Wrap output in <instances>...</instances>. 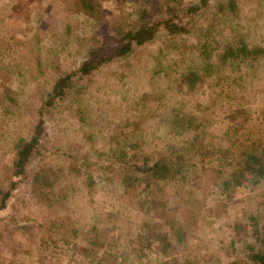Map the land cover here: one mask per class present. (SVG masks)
Segmentation results:
<instances>
[{
    "label": "rangeland",
    "instance_id": "1",
    "mask_svg": "<svg viewBox=\"0 0 264 264\" xmlns=\"http://www.w3.org/2000/svg\"><path fill=\"white\" fill-rule=\"evenodd\" d=\"M138 1H58L59 13L55 14L51 12L49 0H0V56L4 52L6 54L1 56L2 59L12 58L15 61V67H7L5 64L0 67V187L7 185L2 173L7 174V169L14 160L13 152L18 139L27 137L36 123V87L46 89L52 84L57 73L53 69L55 65L60 72L74 71L91 50L98 52L101 58L112 56L118 46L114 27L120 28L136 21L134 17L124 18V15L137 9ZM198 1L180 0L182 4H197ZM218 1L222 0H209L195 19L198 21L192 24L190 20V26H187V20L184 19L182 23L186 31L182 35L174 34L171 37L161 33L155 37V42L135 48L134 53L126 60L113 57L80 82L83 88L81 93L90 92L97 99L95 107L90 111V117L101 114L111 118L112 125L117 126H110L109 129L104 127L101 134H95L92 142L84 145L83 151L88 152L91 163L95 165L98 161L105 165L108 162L119 164L114 162L119 160V155L108 150L111 149L112 141L118 139L121 133H127L133 121L138 120L133 106L140 95H150L151 98L147 100L148 103L141 113L143 119L140 122V132L130 141L148 155L163 156L167 153V146L180 148L187 141L189 132L183 134L181 139L180 135L173 134L161 124V119L168 114L206 118L215 126L211 129L212 133L204 134L203 141L197 145V148H201L199 152H206L202 162L199 163L198 158L189 159L190 153L185 150L180 152V157L189 167L195 164V168L187 172L185 182L180 185L168 178L162 180L165 191L176 199L184 192L185 189L182 188L195 193L185 194V201L170 199V204L176 206V212L175 224L166 229L173 244L166 256L176 260L175 264H240L237 261L244 257L245 247L254 240L250 232L249 218L257 217L260 223L264 219V179L253 184V180L247 177L224 190L222 182L230 178V170L225 165L220 173H215L222 159H227L228 164L235 167L238 151L247 144L244 142L245 137L247 140L260 137L261 156L264 159V56L254 63V70L247 65L241 67L240 88L235 85L231 76L218 83L213 78L200 80L195 85L197 89H185L181 86L177 88L171 81L183 69L196 65L193 53L202 43L213 48L229 42L235 43V32L229 31L237 22L241 23L239 30L234 28L237 34H244L250 45L252 43L264 50V0H240L238 14L241 21L233 20L226 13L215 15L213 7ZM85 4L92 5V10L85 8ZM151 4L146 9L149 10L148 16L153 19L157 16L150 9ZM60 17L64 19L61 20ZM244 18L253 21L252 24ZM213 19L221 33L217 30L216 34L207 38H199V28L202 25L206 27ZM249 24L250 31L245 30ZM66 27L75 33L81 32L84 36L81 47L72 41L66 49L64 43L56 39ZM91 36H96L98 43L91 41ZM169 41L171 49H167L157 61L160 67L176 61L177 69L167 78L168 81L155 80L150 76L151 70L160 67L155 66L157 61L153 60L154 54L158 47ZM5 44H10L11 51H5ZM136 59L138 63L135 62ZM48 63L50 70L45 69ZM126 63L130 64V70L134 74L126 78V92L121 93L119 88L117 93H113L116 75ZM6 88L7 92L23 91L22 98L17 100V106L9 103ZM105 96L107 101H100ZM236 104H239L238 111L246 113L231 117V111ZM245 119L251 121V128L248 127L244 136L240 133L237 139L232 135L222 137L224 122H232V127H236ZM43 120L45 136H42L40 142L47 149L44 155L47 153L50 161L64 165L67 158L51 148L60 130L57 114L49 116L45 112ZM67 123L79 126L70 117ZM84 129L95 133L98 127L88 126ZM101 151L103 156H97ZM201 165L204 168H200ZM112 168L118 172L116 166ZM84 173L82 169L77 175L61 178L54 185L53 191L64 189L66 197L54 201L50 207L36 203L30 195L28 183L16 179L17 188L6 201L4 210L0 211V264H94L88 262V258L81 252L87 233L91 231L106 235L107 239L99 249V254L115 258L123 264L154 263L155 252L151 248H144L143 240L134 242L133 234L129 235L132 240L129 242L128 234L123 231V225L128 226L125 224L126 218L131 221L135 219L132 211L137 197H143L147 190L136 191L132 187L126 189L116 184L104 186L94 171L89 177L96 184L95 188H86ZM98 187L105 188L98 190ZM115 214H118V218ZM52 217L71 222L70 228L73 232L69 231L66 236L71 243L69 246L39 243L41 236L37 233V227ZM43 255L47 256L49 263L47 260L42 262Z\"/></svg>",
    "mask_w": 264,
    "mask_h": 264
},
{
    "label": "trees",
    "instance_id": "2",
    "mask_svg": "<svg viewBox=\"0 0 264 264\" xmlns=\"http://www.w3.org/2000/svg\"><path fill=\"white\" fill-rule=\"evenodd\" d=\"M58 1L64 2L65 0H49L48 2L51 12L55 14L59 13ZM81 2H84V0H81ZM207 2H209V0H199L197 4H182L180 0H139L137 9L132 10L131 14L127 13L124 15V18L129 17L132 19L134 17L136 21H134V23H128L127 25L124 24L120 28L114 27L113 32L117 36L118 46L114 49L112 56L101 58L98 52L91 50L87 52L85 59L82 60L72 72H60L59 67L57 65L54 66L53 69H55L57 73L53 78L52 84L46 89L43 87H40L41 89L36 87L35 89V101L38 104L36 123L27 137L18 139L13 152L14 160L7 169V174L2 173L4 174V180L7 185L6 187H0V211L4 210L6 201L11 193L16 190L18 183L16 179L25 180V182L28 183L30 195L34 198L36 203L50 207L54 201H60L66 197L64 189L59 192L53 191L54 185L58 183L61 178L77 175L84 169V175L87 181L84 186L86 188H91L92 186L95 188L96 184H93L89 177L91 176V172L94 171L96 175L98 174L100 183H103L104 186L116 184V186L119 185L126 189H131L132 187V189L136 191L147 190V194L143 197H137L136 206H134L132 211L134 212L133 215L135 219L131 221L130 218H126L125 224H128V226L123 225L125 226L123 231L128 234L127 238L129 242L131 240L129 235L133 234L132 240L134 242L143 240L145 242L143 243V247L148 249L151 248V250L155 252L156 259L152 264L177 263V261L171 259L170 256H166V252L170 251L173 247L170 235L166 233V229L175 224L174 215L176 212V206L170 204V199L173 201H178V199L185 201V194L195 193L190 189L182 188L185 189L184 192L178 195L179 197L176 199L175 196H169L165 191V185L162 180L168 178L171 182L180 185H182V182H185L187 172L194 169L195 164L189 167L188 163L184 162L180 157V152L185 150L190 153L189 159L198 158L197 160H199V163L202 162L206 156V152H199L201 148H197V145L199 142L201 143V141H203L204 134L210 135L212 133L211 129L215 126L206 118L198 119L191 116L179 115L178 113L168 114L161 119V124L168 130H171L173 134L180 135L181 139H183V134L189 132L187 134V141L184 145H181L180 148L167 146V153L163 156L154 154L148 155V153L141 152L139 150L140 147L138 149L135 147V143L131 144L130 141V139L135 137L134 135L136 133L140 132V122L143 119L141 113L148 103L147 100L151 98L150 95H140L136 99V104L133 106L138 120L133 121V125L129 127L130 130H128L127 133H121L118 139L112 141L113 144H111V149L108 150L119 155V160H114V162H118L119 164L113 165V162H108V164L105 165L104 162L98 161L97 165H95L91 163V157H89L88 152L83 151L84 145L88 142H92V138L95 134H101L104 127L109 129L110 126L114 127V125H112V119H108L107 116L98 114L90 117V111L95 107L97 99L90 92L86 94L81 93L80 90L83 88L80 82L89 77L101 64L110 61L113 57L126 60L129 55L134 53L135 48L144 47L155 42V37L159 36L161 33H165L166 36L174 34L182 35L186 31L182 23L183 20H187V22H185L187 26H190V20H192V24L194 21H198L195 19ZM150 3H152L150 9L157 16L153 19L149 17V10L146 9V6ZM239 4L240 0H222L214 5L213 10L217 16L226 13L228 16H231L233 20L237 19V21H241V16L238 14ZM85 8L91 11L93 7L90 4H85ZM59 19L63 20L64 18L60 17ZM244 19L245 21L250 20ZM125 22L127 23L128 21L126 20ZM252 22L253 21H251V24ZM239 26H241V23L237 22L234 28L239 30ZM250 27L251 25L249 24L245 30L250 31ZM234 28H231L229 33L235 32L234 37L235 40H237L235 43L229 42L227 45L220 46L215 44L217 46L216 48L209 47L207 43H202L199 49L195 48L193 60L196 65L188 67L186 70L183 69L176 78H172L171 81L175 83L174 86L177 88L181 86L185 89H189L190 87L195 88V85H198L200 80L213 78L216 79L218 83L227 80L231 76L230 78L235 82V85H238L240 88L242 85L241 67L247 65L249 69L254 70V63L264 56V50L260 46L253 45L252 43L250 45V41L247 40L246 36L241 33L237 34ZM217 30L218 26L216 20L213 19L206 27L202 25L197 34L201 35V37L198 36L199 38H207L211 34H216L217 32L215 31ZM220 33L221 31L219 34ZM83 37L81 32L75 33V31H71L66 27L63 32L59 33L56 39L63 42L67 49L68 44L72 43V41L81 47L84 41ZM95 37L96 36H91L90 40L98 43L99 39ZM5 45V51H11L10 44ZM171 47L170 41L158 47L153 60L157 61L161 58L160 55H163L165 51L171 49ZM1 53V56L6 54L4 52ZM1 56V68L4 64L7 67H15V61L12 58H6L5 61ZM37 61L38 57L35 58V62ZM135 62L138 63V60L136 59ZM158 62L159 61H157L155 65L157 68L160 67ZM175 66L176 61H172L166 67H160L159 69L153 68L150 76L155 80L164 79L168 81L167 78L171 74L173 75V72L177 69V66ZM130 67V64L126 63L120 71H118L113 93H117L119 88L121 93L122 91L126 92L125 85L128 80L126 78L134 74L133 70H130ZM47 68L45 69L50 70L49 63ZM85 88L89 90L88 87ZM195 89H197V87ZM7 91L8 89L6 88L5 93L9 103L12 106H17V100L20 99L23 91L18 93ZM106 99L107 96L100 99V101L106 102ZM238 106L239 104H236L233 107L232 113L230 114L231 117L246 113V111H238ZM96 108L98 109V107ZM45 112L48 113L49 116L53 113L57 114L60 130L54 138L51 148H53L52 150L56 153H60V155L67 158L64 165H58L50 161V157L47 153L44 155L47 149L43 147L40 139L42 136H45L43 128V114ZM69 117L75 119L79 126L76 127L73 123H67ZM250 122L251 121L245 119L236 127H232V122H224L222 137L227 138L229 135H232L233 138L237 139L240 133L244 136V133H247L248 127L251 128ZM88 126L91 128L98 127V129L95 133L93 131L89 132L84 129V127L88 128ZM102 127L103 129H101ZM80 131L82 132L80 133ZM259 138L260 137H255L247 140L245 137L244 142L247 144L238 151L236 155L237 164L234 168L228 164L229 162L226 161L227 159L221 160L215 173H220L222 167L225 165V167L230 170V178L222 182L224 190L233 186L232 184H238L240 180L247 177L253 180V184H257L264 179V159L261 156L262 149ZM48 154L50 155L51 153L48 152ZM97 156L102 157L103 151L99 152ZM138 158H140V160ZM124 160H126V162ZM128 160L129 162H127ZM113 166L118 168V172L115 171V168H112ZM200 168H204L203 165H201ZM195 172L196 171H194V173ZM104 188L105 187H98L97 189L104 190ZM114 216L118 218V214ZM135 221L136 223H134ZM249 222L250 232L254 240L245 247L244 257L240 261H237V263L264 264V219L260 223L257 217H250ZM70 225L71 222L69 221L66 222L63 219L53 217L43 221L42 224L37 227V233L41 236L39 243L42 245L50 243L56 246L60 243L64 246H69L71 243L67 241L66 236L69 231L73 232ZM105 237L106 235L102 234V232L94 233L91 231L87 233L85 245L81 249L82 254L88 258L86 259L88 262H94V264H123L122 261L116 260L115 258H109L102 253L99 254V249L102 247L104 240L107 239ZM41 259L42 262L46 260L47 263L50 262L46 255H43Z\"/></svg>",
    "mask_w": 264,
    "mask_h": 264
}]
</instances>
